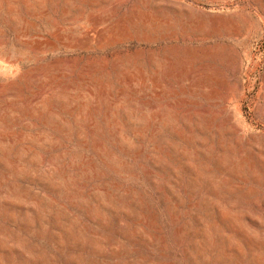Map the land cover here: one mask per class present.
Returning a JSON list of instances; mask_svg holds the SVG:
<instances>
[{
  "label": "rangeland",
  "instance_id": "374dc122",
  "mask_svg": "<svg viewBox=\"0 0 264 264\" xmlns=\"http://www.w3.org/2000/svg\"><path fill=\"white\" fill-rule=\"evenodd\" d=\"M0 264H264V0H0Z\"/></svg>",
  "mask_w": 264,
  "mask_h": 264
}]
</instances>
